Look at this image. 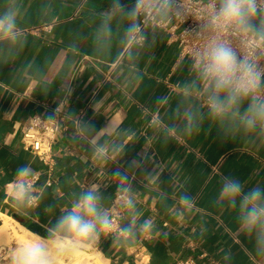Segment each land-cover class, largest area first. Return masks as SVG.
Segmentation results:
<instances>
[{
	"label": "crops",
	"instance_id": "obj_1",
	"mask_svg": "<svg viewBox=\"0 0 264 264\" xmlns=\"http://www.w3.org/2000/svg\"><path fill=\"white\" fill-rule=\"evenodd\" d=\"M108 3L20 0L26 44L15 58L0 56V224L3 217L11 218L43 236L73 194L92 183L103 187L108 206L114 203L110 173L116 166L107 168L86 144L73 139L78 118L97 131L108 125L119 129L129 144L122 165L138 160L144 174L158 177L149 181L137 173L134 181L141 218L154 224L149 233L124 245L110 237L88 245L106 264H171L187 257L195 264H261L252 254L251 240L238 230L235 213L215 206L214 199L222 175L235 176L247 187L264 185V143L222 139L208 124L192 135L160 134L155 121L163 112L155 98L168 94L174 105L190 60L180 55L178 30L170 33L156 25L144 29L151 46L139 48L138 64L129 60L128 45H121L118 35L97 55L91 35ZM56 107L63 110L62 120L52 162L45 165L23 146L20 127L33 115H54ZM23 164L37 175L39 197L27 211L18 209L10 195L15 171ZM184 190L193 197L194 207L177 219L178 197Z\"/></svg>",
	"mask_w": 264,
	"mask_h": 264
},
{
	"label": "clouds",
	"instance_id": "obj_2",
	"mask_svg": "<svg viewBox=\"0 0 264 264\" xmlns=\"http://www.w3.org/2000/svg\"><path fill=\"white\" fill-rule=\"evenodd\" d=\"M189 15L200 44L190 59L187 78L178 86L174 105L168 94L155 98L163 112L155 121L158 132L166 137L192 135L208 124L222 139L238 138L253 146L264 143V0H196L194 11L184 0H109L91 35L94 52L102 55L118 35L119 43L128 45L129 60L138 64L139 48L151 46L143 24L163 25ZM21 16L20 0H0V56L15 58L26 44ZM37 83H43L38 73ZM64 88L70 94L67 83ZM57 114L58 108L48 119ZM74 128L73 139L86 144L95 160L107 168L116 166L110 177L118 199L108 206L103 187L95 183L83 187L61 208L43 236L37 234L15 248L10 264H59L102 237L124 245L154 227L151 219L141 218L134 181L137 173L149 181L156 180L157 174H144L138 160L122 165L129 144L122 141L119 129L108 125L97 131L92 123L78 118ZM35 181L30 165L17 167L10 195L18 209L27 211L39 199ZM214 204L235 213L238 230L251 240L253 256L264 264V185L247 187L235 176L222 175ZM193 207L191 194L182 191L176 218Z\"/></svg>",
	"mask_w": 264,
	"mask_h": 264
},
{
	"label": "built area",
	"instance_id": "obj_3",
	"mask_svg": "<svg viewBox=\"0 0 264 264\" xmlns=\"http://www.w3.org/2000/svg\"><path fill=\"white\" fill-rule=\"evenodd\" d=\"M184 2L192 11H194L196 0H184ZM148 25L154 24L152 22L145 23L143 24V29H145ZM155 25L158 27L168 28L170 33L178 30L175 40L178 44L180 55L188 58L189 60L191 59L194 50L200 44L199 38L195 32V21L192 19L191 15L187 16L183 20H169L163 25ZM190 28L192 31H189ZM57 108L58 114L55 119L49 120L48 118L33 115L29 117L20 127L23 146L38 156L45 165H50L52 162V144L59 131L60 121L62 120L63 110L61 107H56L53 112L55 114ZM47 185H51V182L48 181ZM117 199L118 196L115 200ZM171 264H195V261L187 257L179 259ZM210 264L219 263L211 261Z\"/></svg>",
	"mask_w": 264,
	"mask_h": 264
},
{
	"label": "bare ground",
	"instance_id": "obj_4",
	"mask_svg": "<svg viewBox=\"0 0 264 264\" xmlns=\"http://www.w3.org/2000/svg\"><path fill=\"white\" fill-rule=\"evenodd\" d=\"M36 235L30 233L21 224L11 218L3 217L0 224V242H13L15 248L20 245H26L30 238ZM13 248L12 254L15 250ZM89 246H85L82 250L70 256L67 259H61L59 264H106L104 256L99 251H88ZM11 254V255H12Z\"/></svg>",
	"mask_w": 264,
	"mask_h": 264
},
{
	"label": "rangeland",
	"instance_id": "obj_5",
	"mask_svg": "<svg viewBox=\"0 0 264 264\" xmlns=\"http://www.w3.org/2000/svg\"><path fill=\"white\" fill-rule=\"evenodd\" d=\"M15 248V245L13 242L4 243L3 241L0 242V264H10V257L12 254V250ZM95 251L92 248H89L88 251L91 252Z\"/></svg>",
	"mask_w": 264,
	"mask_h": 264
},
{
	"label": "water",
	"instance_id": "obj_6",
	"mask_svg": "<svg viewBox=\"0 0 264 264\" xmlns=\"http://www.w3.org/2000/svg\"><path fill=\"white\" fill-rule=\"evenodd\" d=\"M14 218H15L17 221L21 222V218H20V217H18V216L15 215Z\"/></svg>",
	"mask_w": 264,
	"mask_h": 264
}]
</instances>
